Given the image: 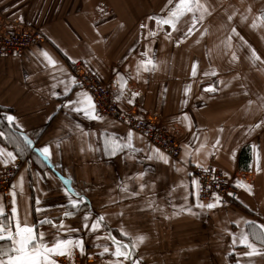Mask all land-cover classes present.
Listing matches in <instances>:
<instances>
[{
    "label": "crops",
    "instance_id": "1",
    "mask_svg": "<svg viewBox=\"0 0 264 264\" xmlns=\"http://www.w3.org/2000/svg\"><path fill=\"white\" fill-rule=\"evenodd\" d=\"M167 2L0 0L1 28H30L39 31L44 39L20 58L0 57V131L9 139L15 136V142L11 143L0 137V147L14 152L18 162L7 193H0V202L6 214H10L12 185L18 184L22 176L23 194L19 186L16 188L22 220L27 213L28 222L35 224L37 231H45L46 238L56 229L48 224L39 225L38 221L44 217L53 218L57 224L63 219L68 227L79 229L67 233L65 238H83L85 254L81 256L78 249H73L70 257H54L57 264H108L113 257L108 253L101 256L103 248L97 245L107 244L111 249V242L105 238L109 233L130 242L121 236V227L133 237L146 236L144 243L134 250L133 259L139 260V264H237L238 259L242 264H264V256H238L247 249L238 243L233 246L230 235L239 236L241 230H246L244 220L264 224V171L259 174L255 171L252 152V145H256L264 168V126L245 134L250 125L264 120V111L258 109L257 100L264 96V63L252 64L249 60L250 48L264 60V26L250 27L253 19L264 13V0H203L211 15H206L196 25L199 31H194L179 46L176 41L184 37L191 23L189 16L180 20L170 40L164 38L171 31L167 25L161 30L154 20L148 19L167 15L175 0L166 9ZM233 12L236 15L229 22L227 16ZM242 16L246 19L242 20ZM141 24L147 28L142 29ZM233 27L238 36L231 32ZM149 29L156 30L157 35L145 39ZM201 32H205L203 37ZM229 36L231 47L227 46ZM148 50L157 68L141 71L137 76V62L144 59L141 53ZM42 51L48 52L64 72L46 66ZM233 53L238 57L236 61L231 59ZM72 61L83 63L106 83L114 98L119 77H123L127 81L125 95L119 101L115 98L116 102L125 111L174 134L181 142L178 158L169 157V164L147 160L151 145L136 133L133 143L142 151L135 153V159L128 158L127 149L115 156L105 154L102 134L126 138L128 130L108 118L92 120L63 107L84 91L71 86L72 90L65 95L64 85L59 83L71 76ZM194 61L198 62L195 78L190 75ZM212 70H216V76L203 75ZM221 80L223 84L218 83ZM186 84L192 85L188 97L184 96ZM209 84H214L218 91L204 92ZM52 92L59 95L53 97ZM134 92L139 95L129 104L127 101ZM184 99L186 105L181 103ZM248 100L254 104L246 112ZM184 113L190 117V131L181 119ZM6 114L16 117L22 132L15 125L8 127ZM221 128L223 131L219 132ZM24 135L32 141L31 147L24 144ZM217 136L218 151L211 147ZM205 138L207 147L199 156L193 152L191 159L227 173L234 185L237 180L251 185V194L237 188V203L211 210L194 207L196 197L192 195L193 178L189 173L196 165L191 160L183 165L179 162L185 145H190L187 150L191 151ZM17 142L22 154L16 152ZM45 145L50 146L52 153L47 162L37 152ZM205 152L214 154L205 156ZM177 167L184 170L178 172ZM5 168L0 164V171ZM142 171L146 172L142 181L130 179ZM65 180L69 182L67 187L84 197L78 210L68 204ZM140 183L147 187L139 195L131 196L130 192L139 191ZM123 184L128 185L129 192L121 191ZM37 198L42 209L39 214L35 211ZM149 201L152 208L147 207ZM182 207H191L194 214L180 211ZM65 210L74 215L63 217ZM86 212H91L92 219L104 215V226L98 232L82 227ZM236 221H240L239 226ZM97 235L101 239L97 240Z\"/></svg>",
    "mask_w": 264,
    "mask_h": 264
},
{
    "label": "snow or ice",
    "instance_id": "2",
    "mask_svg": "<svg viewBox=\"0 0 264 264\" xmlns=\"http://www.w3.org/2000/svg\"><path fill=\"white\" fill-rule=\"evenodd\" d=\"M174 0H168L167 5L165 8H168V5H173ZM101 12H103V9H100ZM163 11V10H162ZM249 13L251 12V8L247 10ZM206 15H211V10L207 6L203 0H175L174 6H172L167 11V15L165 16H150L149 20H154L155 24L158 29L163 30V27L167 25L171 31L167 32L165 34V39L170 40L171 39V32L177 31V25L180 22V20L185 17L189 16L191 23L187 27L186 32L184 33V37H182L180 40L176 41L177 46H179L181 43H183L184 39L186 37H189L193 34L194 31H199L196 28V25L198 23H201L204 21ZM236 15L235 12H233L231 15L227 16V19L229 22L233 20V17ZM23 19L22 17L20 18ZM242 20H245L246 17H241ZM259 21V24H258ZM259 26H264V13H261L260 15L256 16L255 19H253L250 27L253 29H256ZM142 29L147 28V25L141 24L140 26ZM207 30H205L206 32ZM205 32H201L200 35L203 37L205 35ZM231 32L235 35H239L237 33L236 28L233 27L231 29ZM157 35L156 30L149 29L147 36L154 38ZM241 40H243V37H240ZM228 47H231V36L228 37ZM199 43V40L196 41ZM246 43V42H245ZM149 51H145L144 53H141V55L144 57V59L137 62L136 65V73L137 76H139L140 72H148L151 70H155L157 68V64L152 56L149 55ZM251 55L249 57V60L252 64H255L257 61L260 63H264V60L261 59L259 55H257L256 51L254 49L250 48ZM41 55L44 58V61L46 62V66L56 68L57 71L63 73L64 69L62 67H57L58 62L49 55L48 52L42 51ZM71 60V57H69ZM231 59L233 61H236L238 57L235 53L232 54ZM75 63V61H72ZM197 68H198V62L194 61L191 65V77L195 78L197 77ZM204 76H216L217 72L216 70L212 71H205L203 73ZM60 84L64 85V94L66 95L69 91L72 90L71 86H75L77 84V80L75 77L68 76L67 79H60ZM218 83L223 84L224 82L218 81ZM127 81L123 77H119V88H118V94L116 95V100H121L125 95V88H126ZM227 87V85H225ZM55 88L56 85H53ZM192 85L186 84L184 86V96L188 97L191 92ZM204 92L208 93H215L218 91V89L215 87L214 84H209L207 87L203 89ZM245 95H248L247 92L244 93ZM51 95L53 97L58 96L59 94L57 92H52ZM139 93H131V98L128 99L129 104H133L134 98L138 96ZM202 98V97H201ZM259 101L258 109L260 111H264V96H260L257 98ZM182 104H187V99H184L181 101ZM254 104V101L248 100L247 106L245 108V111L248 112L251 110L252 105ZM64 108H69L71 111L75 113H83L84 116H86L89 119L97 120V121H103L104 117L100 116L96 112V105L93 100V97L86 91L78 92L76 94L75 100H69L67 103L63 105ZM181 119L185 122V126L190 131L192 128L190 117L187 113H184L181 117ZM4 120L7 121V125L9 128H11L13 125H15L16 128L21 129L22 132V126L16 121V117L10 114H6L4 116ZM264 126V120L259 121L258 123L254 125H250L246 131V135L251 133L253 130L257 128H261ZM79 127V125H77ZM219 132H222L223 129H218ZM134 132L129 129L127 132L126 138H118L114 134H108L103 133L102 134V140H103V148L104 152L107 155L115 156L118 152H122L125 149L128 150V158L135 159V153L142 151V149H138L135 147L133 143L134 138ZM0 137L5 138L6 140H9V142H15V136L13 135L11 139H9V136L5 133L0 131ZM197 140H199V137H195ZM206 139L204 142H200L199 146L195 149L188 151L190 145H185V153L179 162L181 165L187 164L190 162L195 163L196 167L201 168L204 172L212 171L214 172L215 169H210L208 167H205L202 162H200L198 159H191L193 156V152L199 156L207 147ZM23 142L25 145L31 147L32 141L26 136H23ZM220 145V137L217 136L215 139V142L211 145V147L218 151V147ZM59 146V145H57ZM16 152H19L22 154L23 149L21 148L20 144L16 143ZM37 152L39 153V157L42 161H49L51 158V150L50 146L45 145L39 149H37ZM252 152H253V158H254V164H255V171L259 174L261 171H264V168L261 167V154L257 149L256 145H252ZM214 152H205L204 155H212ZM234 155V153H233ZM17 159V156L12 151H8L6 148L0 147V164L7 167L9 164H14ZM146 159L149 161L152 160H158L163 162L164 164H169V156L166 155L164 152H162L159 148H156L154 146H149V150L146 153ZM176 170L178 172L183 171L184 169L182 167H177ZM146 175L145 171L138 172L135 174V177H132L130 179H138L143 180ZM189 175H191L189 173ZM227 175V173H225ZM64 185L66 186L64 191L65 195L68 197V204L72 209L79 208V205L84 202V197L80 196L79 193L72 191L71 188L67 187L68 181H63ZM19 186L20 188V194H23V177L21 176L20 181L18 184L12 185V190L10 192V195L12 197L11 199V210L10 214H6L5 206L2 202H0V264H57L56 259L54 257L56 256H71L73 249H78L81 256L85 254V241L83 238L80 237H73V236H67L65 238V235L69 232H78L79 229L76 228H70L68 227L64 220L61 219L59 224L55 222L53 218L50 217H44L43 219L39 220V225L48 224L51 226V228L56 229L55 232L51 233L50 238H46L47 234L45 231H37V226L35 224H31L28 222L27 219V213L22 220L19 212H18V204H17V192L16 188ZM191 186L193 189L192 195L196 197V203L194 207L200 208V209H214L220 205L223 204L222 197L218 194L213 192L211 194L212 200L208 203H202L200 201V182L198 179L193 178L191 180ZM147 187V184L140 183L139 184V191H132L129 194L131 196H137L140 194V192H143L144 189ZM235 187L242 188L245 191H247L249 194L252 193V186L248 185L240 180H237L235 182ZM121 191L123 192H129L128 185L123 184L121 187ZM229 196H232L233 193L229 192ZM187 199V197H185ZM36 213L39 214L42 209L40 207V200L39 198L36 199ZM152 202L149 201L147 204L148 208H152ZM162 211V209H161ZM180 211L187 212L189 214H194L192 212L191 207H182ZM121 213L120 215H122ZM174 215L178 213H173ZM63 217L70 218L74 215L72 211L65 210L63 212ZM168 218V217H165ZM105 217L104 215H99L95 219H92L91 212H86L83 216V225L82 227L84 229H87L89 232H98L103 226H104ZM237 226H239L240 221H236ZM245 225L246 230H241L239 233V236L236 234L232 235V244L233 246L237 245V243L242 246L243 248L247 249V251H244L242 253H238V256L243 257H255V256H264V224H257L254 221H243ZM62 233L64 235H62ZM120 234L123 237H126L130 242H124L123 240L117 239L115 236L111 235L110 233L105 237L107 240L111 242V249L110 247L106 245H97V247H102L103 251L100 253L101 256H103L105 253H108L113 259L108 261V264H126V262L131 261V264H139V260L133 259L135 252L134 250L138 248L139 245L143 244L146 240V236L144 235H136L131 236L130 233H128L123 227L120 229ZM96 239L99 240L101 237L99 235L96 236ZM259 243L260 247H257V243ZM237 264H242V262L238 259Z\"/></svg>",
    "mask_w": 264,
    "mask_h": 264
},
{
    "label": "built area",
    "instance_id": "3",
    "mask_svg": "<svg viewBox=\"0 0 264 264\" xmlns=\"http://www.w3.org/2000/svg\"><path fill=\"white\" fill-rule=\"evenodd\" d=\"M42 34L37 30L25 27H0V57L20 58L24 52L43 41ZM71 76L75 77V86L88 92L96 105V112L105 118L123 125L127 130L144 138L151 146L159 148L170 158L176 160L181 151V142L172 133L162 126L155 125L146 119L137 117L124 109L116 102L112 90L99 77L94 75L83 63L75 62L70 67ZM18 162L0 171V193L5 194L17 173ZM214 172H204L201 168L192 167L190 174L200 182V201L208 203L212 200L211 194L218 193L223 200L222 205L237 203L238 189L233 182L221 171L214 167ZM233 193L229 196L228 193ZM220 205V206H222ZM218 206V207H220Z\"/></svg>",
    "mask_w": 264,
    "mask_h": 264
}]
</instances>
